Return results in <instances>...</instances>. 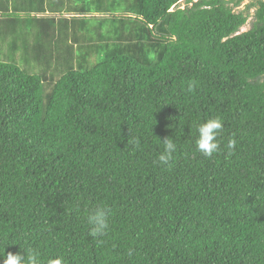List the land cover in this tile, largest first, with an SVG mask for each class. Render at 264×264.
Returning a JSON list of instances; mask_svg holds the SVG:
<instances>
[{
	"label": "trees",
	"instance_id": "16d2710c",
	"mask_svg": "<svg viewBox=\"0 0 264 264\" xmlns=\"http://www.w3.org/2000/svg\"><path fill=\"white\" fill-rule=\"evenodd\" d=\"M243 1L0 0V254L264 264V0ZM41 58L59 71L47 92L50 69L27 65ZM216 117L206 158L195 129Z\"/></svg>",
	"mask_w": 264,
	"mask_h": 264
},
{
	"label": "clouds",
	"instance_id": "9594fccd",
	"mask_svg": "<svg viewBox=\"0 0 264 264\" xmlns=\"http://www.w3.org/2000/svg\"><path fill=\"white\" fill-rule=\"evenodd\" d=\"M196 88V82L190 81L187 83L186 91L191 93ZM223 129V121L220 117L211 118L203 123L196 125L197 139L195 145L197 151L202 153L206 158H210L213 154L220 152V141L218 137ZM163 150L157 157L160 164L167 165L171 168L170 161H173V154L177 151V143L172 138H165L162 142ZM235 140H230L228 147H235ZM134 148L140 147V139L134 138L132 141ZM88 223L92 225L89 235L93 238L100 237L105 234L108 229L107 212L104 208L98 207L92 214L87 217ZM21 248V247H20ZM23 249V248H21ZM5 248L0 254V259L3 260V264H43L41 259V253L37 249H23L25 255L20 252L15 254L9 252L5 255ZM48 264H64L62 258L57 257L48 262Z\"/></svg>",
	"mask_w": 264,
	"mask_h": 264
},
{
	"label": "rangeland",
	"instance_id": "374dc122",
	"mask_svg": "<svg viewBox=\"0 0 264 264\" xmlns=\"http://www.w3.org/2000/svg\"><path fill=\"white\" fill-rule=\"evenodd\" d=\"M60 1H63L64 3H67L68 2V0H60ZM193 1H196V0H193ZM254 1L255 0H244L240 4V6L237 7V8H235L234 10L235 11H243L245 9V6L247 4L252 3ZM57 3H58V1H54L53 5L55 7H58L57 6L58 5ZM78 5L79 6L82 5L81 1H79ZM179 6H180V8H183L185 6L184 1L180 2L179 3ZM253 11H254V9L249 10L248 21L245 24V26L240 29V32L246 31V30H248L250 28L251 23L253 21V17H252ZM17 31H19L21 33V36L18 35L16 39L18 41H20V40L26 41L25 44H27V47L32 48L33 45H34V44H32L34 42V37L29 32H27L26 30H24L23 28H19ZM107 32H108V29H105L102 34H104V36L106 37L107 36ZM108 38L110 39V37H108ZM94 54L95 53H93V55ZM17 56H16V58H18ZM92 58H93V60H92L93 63L94 62L96 63V61L98 62V60H96V59L94 60V57H92ZM15 63H17L18 65H22V61L21 60L20 61L19 60H16ZM27 65H30V68H28V70L37 72V74H39V72H43L44 73L46 70H49L50 69L49 72L47 71L48 72V74H47L48 75V78H47V80H45L46 81V84H45V92H47L50 89V86H51V79H55V77L59 73V71H57L56 69H55V71L53 70V68H54L53 62L52 61L51 62H46V61L43 60V58H41V60H40V62L38 64H36L32 60H30L29 63H27Z\"/></svg>",
	"mask_w": 264,
	"mask_h": 264
},
{
	"label": "crops",
	"instance_id": "0c3cea01",
	"mask_svg": "<svg viewBox=\"0 0 264 264\" xmlns=\"http://www.w3.org/2000/svg\"><path fill=\"white\" fill-rule=\"evenodd\" d=\"M24 18H25V17H24ZM24 18H23V19H24ZM26 25H28V24L26 23ZM20 34H21V33H20ZM31 35L33 36V31H32V33H31ZM56 79H57V78H56Z\"/></svg>",
	"mask_w": 264,
	"mask_h": 264
}]
</instances>
